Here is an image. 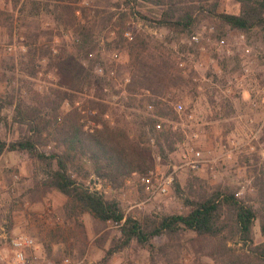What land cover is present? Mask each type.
Returning a JSON list of instances; mask_svg holds the SVG:
<instances>
[{
	"label": "rangeland",
	"instance_id": "1",
	"mask_svg": "<svg viewBox=\"0 0 264 264\" xmlns=\"http://www.w3.org/2000/svg\"><path fill=\"white\" fill-rule=\"evenodd\" d=\"M119 2L121 5L117 7L116 3ZM122 2L78 0L77 3V6L86 8L88 24H93L91 36L97 46L89 58H99L104 69L114 66L109 76H116L114 68L126 60L123 50L111 49L107 45L116 36L112 23L119 21V14L126 13L123 36L141 34L162 39L164 36L191 34H176L164 27L150 25L131 12L140 11L150 16L157 8L149 2L139 1L141 5L130 3V6ZM35 3L39 5L38 10ZM58 4V0H0V10L5 12L0 15V140H17L26 131L25 127L13 121V107L8 103L9 96L22 89V81L36 91H48L57 80L54 70H45L46 59L41 60L43 64L36 77L27 76L19 62L24 51L22 36L26 31L21 26L22 22L33 21L41 30L50 32L47 36H54L51 41L54 54L62 47L71 49V36H80L71 27L58 24ZM238 9L237 0H219V11L237 13ZM6 13L13 20L11 34L4 25ZM110 13H114L113 20L107 22L106 17ZM77 17H81L79 10ZM215 23L213 18H201L192 32L206 26L207 29L214 28L216 34H224L226 27L223 31ZM246 33L260 50L252 59L250 75L240 73L239 61L234 58L219 59L221 71L217 66H212L201 74L194 72L197 81L195 92H185L171 102L173 107L181 102L184 110L181 113L175 110L176 120L160 119L167 126L170 125L173 132L182 134V138L175 141L174 150L168 152L165 158L156 153L153 148L155 137L145 128L150 149L152 147V167L148 172L134 173L123 182L111 183L107 178L91 172L85 176L90 165L85 160L82 168L71 166L73 176L102 192L105 198L116 199L125 215L139 219L150 215L182 213L186 198L226 187L234 189L245 203L264 208V196L260 197L253 185L257 176L262 175L261 170H264V102L261 101L264 99V27H256ZM192 54L187 52L184 58H190ZM186 62L189 68L191 62L189 59ZM88 63L89 60H83L84 65ZM95 72L105 76L99 66ZM233 76L238 79L232 81ZM128 80L127 76L124 77V83ZM119 81L118 78L113 79V87L104 88L101 94L112 106L119 107L120 112L126 111V115L119 117L110 114V123L127 127L134 136L141 128L138 122L146 112L133 107L125 109L123 104L128 101V94ZM240 83L242 87H239ZM92 94H82L75 105L82 106L85 103L83 99L92 98ZM253 98H258L257 107L250 105ZM190 113L191 118L188 116ZM190 145L201 154L198 166L194 168L188 163L191 157L188 160L183 156ZM50 148H53L52 144L47 146V149ZM150 171L159 180L172 174V183L165 193L148 196L141 176ZM45 175L43 165L24 151L5 150L0 155V249L5 255L0 264L11 261L9 245L11 238L19 232L35 239L38 257L31 264H223L229 254L239 253L246 248L238 236L224 235L215 240H201L195 238L193 233H182L177 238L163 235L154 239V251L132 241L102 263L104 249L120 234L118 227L110 222L102 224L89 213H83L78 219L66 218V197L63 194L56 189L41 192L34 187V183ZM252 231L256 241L264 240L258 219ZM165 245L170 246L163 253L161 247Z\"/></svg>",
	"mask_w": 264,
	"mask_h": 264
},
{
	"label": "trees",
	"instance_id": "2",
	"mask_svg": "<svg viewBox=\"0 0 264 264\" xmlns=\"http://www.w3.org/2000/svg\"><path fill=\"white\" fill-rule=\"evenodd\" d=\"M58 1V24L71 27L80 36H71V49L62 47L54 54L51 47L54 36H47L50 32L41 30L33 21L22 22L26 31L22 36L24 51L19 62L27 76L36 77L43 64L41 60L46 59L45 70H54L57 80L48 91H36L22 81V89L9 96L13 121L26 131L17 140H0V155L5 150L24 151L40 162L46 175L36 181L34 187L41 192L56 189L63 194L66 218L78 219L83 213H89L102 224L110 222L118 227L120 234L104 249L102 263L132 241L154 251V239L193 233L201 240H215L224 235L239 237L246 248L229 254L223 264H264V240L256 241L252 231L258 219L264 237V208L245 203L232 188H216L186 198L182 213L139 219L125 215L116 199L105 198L102 192L73 176L71 166L82 168L85 160L90 162L85 176L91 172L111 183L123 182L134 173L148 172L152 167V147L150 149L145 128L155 137L156 153L165 158L174 150V143L182 134L173 132L171 126L160 119H177L171 102L185 92L193 94L197 81L192 69L177 65L185 53L193 52L191 46L181 42L188 36H164L162 39L141 34L123 36L126 13L119 14V21L112 23L116 36L107 43L111 49L123 50L126 60L114 68L116 76H109L114 66L104 69L99 58H89L97 44L91 36L93 24H88L86 8L77 6L78 0ZM139 1L149 2L157 9L150 16L140 11L132 13L150 25L176 34H190L201 18H213L216 27L223 31L224 27L243 32L264 27V0H237V13L219 11V0H123L122 3L141 5ZM120 5L116 3L117 7ZM35 8L39 9L38 3ZM2 14L5 12L0 10ZM7 15L4 25L11 34L13 20ZM113 17L114 13H110L106 21L112 22ZM83 60L89 63L84 65ZM98 66L105 76L96 74ZM126 76L129 80L124 83ZM115 78L128 94V101L123 104L125 109L133 107L146 112L134 136L127 127L113 125L108 118L110 114L114 117L126 115V111L120 112L119 107L112 106L101 94L104 88L113 87L111 82ZM90 92H93L92 98L83 99L82 106L75 105L78 97ZM51 144L53 148L47 149ZM261 174L253 184L260 197L264 196V170ZM169 246L161 247V251L165 253Z\"/></svg>",
	"mask_w": 264,
	"mask_h": 264
},
{
	"label": "built area",
	"instance_id": "3",
	"mask_svg": "<svg viewBox=\"0 0 264 264\" xmlns=\"http://www.w3.org/2000/svg\"><path fill=\"white\" fill-rule=\"evenodd\" d=\"M184 43L191 46L193 54L190 58H180L177 62L179 68H186V60H190L191 64L189 66L197 74H201L202 71H206L210 67L219 66V59L223 58H234L239 61V71L243 76H249L251 73L250 64L252 59L256 57L260 50L254 45L250 36L246 32L232 30L226 27V32L224 34H216L214 28L209 29L203 26L200 30L191 32L188 38L183 40ZM218 71L221 68L218 67ZM238 78L236 76L232 77V81H236ZM239 87H242L240 83ZM264 102V99L261 100ZM258 98H253L250 101V105L257 107ZM178 113L184 110V106L181 102H178L174 106ZM190 118L192 114L188 115ZM200 151L197 150L192 145L187 146L183 156L185 158L191 157L188 161L191 167H197L198 161L200 160ZM159 159V156H157ZM173 176L170 173L167 177L162 179H157L153 176V171L148 174L141 176V182L144 185L148 196H154L156 194H163L168 190L169 185L172 183ZM36 242L35 239L23 232H19L11 238L9 245V253L11 256V261L9 264H31L36 257L35 253ZM5 259V255L0 249V261Z\"/></svg>",
	"mask_w": 264,
	"mask_h": 264
},
{
	"label": "crops",
	"instance_id": "4",
	"mask_svg": "<svg viewBox=\"0 0 264 264\" xmlns=\"http://www.w3.org/2000/svg\"><path fill=\"white\" fill-rule=\"evenodd\" d=\"M35 253H36V251H35ZM36 257H38V256H37V253H36Z\"/></svg>",
	"mask_w": 264,
	"mask_h": 264
}]
</instances>
